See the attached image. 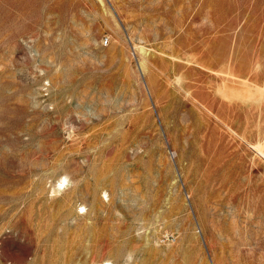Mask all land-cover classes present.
<instances>
[{
    "label": "rangeland",
    "instance_id": "374dc122",
    "mask_svg": "<svg viewBox=\"0 0 264 264\" xmlns=\"http://www.w3.org/2000/svg\"><path fill=\"white\" fill-rule=\"evenodd\" d=\"M0 264H264V0H0Z\"/></svg>",
    "mask_w": 264,
    "mask_h": 264
},
{
    "label": "bare ground",
    "instance_id": "6f19581e",
    "mask_svg": "<svg viewBox=\"0 0 264 264\" xmlns=\"http://www.w3.org/2000/svg\"><path fill=\"white\" fill-rule=\"evenodd\" d=\"M191 96H192V95H191ZM193 98H194V97H193ZM193 98H192V99H193ZM194 100H195V99H194ZM198 103H199V102H198ZM258 149H259V148H258ZM59 183H60V182H59ZM83 209H84V208H83Z\"/></svg>",
    "mask_w": 264,
    "mask_h": 264
},
{
    "label": "crops",
    "instance_id": "0c3cea01",
    "mask_svg": "<svg viewBox=\"0 0 264 264\" xmlns=\"http://www.w3.org/2000/svg\"><path fill=\"white\" fill-rule=\"evenodd\" d=\"M212 105V104H211Z\"/></svg>",
    "mask_w": 264,
    "mask_h": 264
}]
</instances>
